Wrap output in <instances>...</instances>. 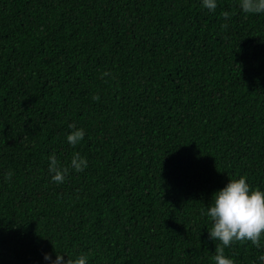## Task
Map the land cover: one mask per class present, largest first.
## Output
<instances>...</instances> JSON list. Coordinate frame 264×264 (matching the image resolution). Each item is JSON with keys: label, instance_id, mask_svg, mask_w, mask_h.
Here are the masks:
<instances>
[{"label": "trees", "instance_id": "obj_1", "mask_svg": "<svg viewBox=\"0 0 264 264\" xmlns=\"http://www.w3.org/2000/svg\"><path fill=\"white\" fill-rule=\"evenodd\" d=\"M238 5L0 0V264H215L213 192L264 191V13ZM224 254L257 264L264 238Z\"/></svg>", "mask_w": 264, "mask_h": 264}, {"label": "clouds", "instance_id": "obj_2", "mask_svg": "<svg viewBox=\"0 0 264 264\" xmlns=\"http://www.w3.org/2000/svg\"><path fill=\"white\" fill-rule=\"evenodd\" d=\"M201 4L212 11L217 6V0H201ZM238 6L246 14L264 13V0H239ZM69 129L65 139L69 145L75 146L83 139L85 130L72 124H69ZM87 163L84 156L75 152L68 167L82 171ZM67 170L60 166L55 153L48 155V171L52 181L62 182ZM204 215L210 221L207 228L208 238L219 242L212 260L215 264H234L233 259L224 254L225 247L233 243L259 247L261 239L264 238V191L251 190L244 175L228 179L222 188L213 192ZM66 256L67 258L62 252H55L54 256L45 252L42 259L45 264H88V257L84 253ZM257 264H264V255L258 257Z\"/></svg>", "mask_w": 264, "mask_h": 264}]
</instances>
